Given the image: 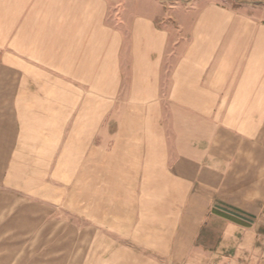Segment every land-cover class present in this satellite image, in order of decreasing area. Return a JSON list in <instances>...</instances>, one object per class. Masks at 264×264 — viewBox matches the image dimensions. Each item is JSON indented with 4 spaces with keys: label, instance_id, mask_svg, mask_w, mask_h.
<instances>
[{
    "label": "rangeland",
    "instance_id": "374dc122",
    "mask_svg": "<svg viewBox=\"0 0 264 264\" xmlns=\"http://www.w3.org/2000/svg\"><path fill=\"white\" fill-rule=\"evenodd\" d=\"M36 1L40 38L54 30L69 36V47L64 59L56 57L60 65L55 61L53 73L50 58L28 54L38 67L33 76L54 79L53 95L69 98L72 125L81 115L93 119L102 113L108 134L102 202L96 211L94 194L87 195L84 224L69 215L78 212L76 192L56 194L55 217L40 216L46 212L25 201L15 231L0 232V246L57 247L51 264H205L201 256L189 257L178 237L169 179L159 169L133 168L132 161L127 167V143H141L143 137L126 134L177 127L185 139L192 103L206 113L213 97L243 91L223 88L238 82L252 87L246 91L259 87L264 96V0ZM2 51L7 58L20 53L15 36H6ZM114 133L120 136L112 138ZM1 203L0 228L15 212V201ZM51 220L54 225L47 227ZM80 232H85L81 239ZM5 254L0 249V256Z\"/></svg>",
    "mask_w": 264,
    "mask_h": 264
},
{
    "label": "crops",
    "instance_id": "0c3cea01",
    "mask_svg": "<svg viewBox=\"0 0 264 264\" xmlns=\"http://www.w3.org/2000/svg\"><path fill=\"white\" fill-rule=\"evenodd\" d=\"M38 23L36 0H0V203L15 201V212L0 232L15 231L25 201L46 212L40 216L55 217L56 194L76 192L78 212L69 215L84 224L88 194L96 198L95 210L101 208L103 137L108 135L102 113L93 119L81 115L72 125L69 98L53 95L54 79L45 82L33 76L38 67L26 59L28 54L50 58L52 69L46 71L53 73L56 62L60 65L56 57L64 59L69 47V36L54 30L41 39ZM6 36H15L20 49L14 58L3 54ZM65 64L63 60L64 71ZM238 83L223 88L243 91L213 97L206 113L193 103L186 109L190 133L185 139L177 127L126 134L143 137L141 143H127V167L132 161L133 168L159 169L169 179L178 237L184 238L189 257L201 256L205 264H259L264 257V96L259 87L246 91L252 87ZM83 235L80 232V239ZM2 248L6 254L0 264H51L57 249Z\"/></svg>",
    "mask_w": 264,
    "mask_h": 264
}]
</instances>
